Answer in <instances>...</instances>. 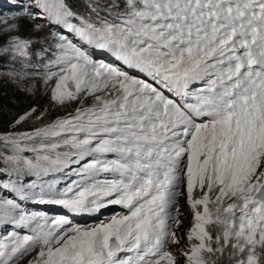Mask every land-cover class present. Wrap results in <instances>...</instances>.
Returning <instances> with one entry per match:
<instances>
[{
	"label": "snow or ice",
	"instance_id": "obj_1",
	"mask_svg": "<svg viewBox=\"0 0 264 264\" xmlns=\"http://www.w3.org/2000/svg\"><path fill=\"white\" fill-rule=\"evenodd\" d=\"M85 6L33 0L31 19L72 34L51 31L35 64V41L10 35L19 25L0 17V58L32 68L24 75L40 76L54 104H78L43 127L0 134L10 150L0 171L16 176L0 184L16 197L0 196V224L14 226L0 235V264H180L170 247L181 241V197L193 217L183 264H264V0ZM69 172L76 179L60 187L57 174ZM25 200L71 215L126 211L82 226Z\"/></svg>",
	"mask_w": 264,
	"mask_h": 264
},
{
	"label": "trees",
	"instance_id": "obj_2",
	"mask_svg": "<svg viewBox=\"0 0 264 264\" xmlns=\"http://www.w3.org/2000/svg\"><path fill=\"white\" fill-rule=\"evenodd\" d=\"M33 0H0V17L6 18L19 25L18 30L13 31L10 35H19L22 38L32 39L35 43L32 45V58L30 63L38 62L36 53L41 48L47 47L48 43L45 38L49 36L51 31L63 32L65 30L62 26H57L49 23L45 18L31 19L27 15V11L31 10L35 13L37 10L29 8ZM69 6L78 13H85L87 11L85 0H67ZM76 22V21H74ZM36 24H41L44 27L40 30L35 28ZM69 35L68 33H64ZM71 38L72 36L69 35ZM7 37L0 33V44H5ZM32 68L22 67L19 60L13 61L10 58H0V134L3 133H24L32 131L34 128L43 127L51 123L57 117H63L67 113L72 112L78 104L73 103L65 106L56 105L51 101V93L49 86L45 85L40 76L24 75L25 72H31ZM42 71V69L40 70ZM20 73L19 76H12L10 73ZM22 77V78H21ZM87 103H91L88 100ZM32 109H36L32 117L15 124V121ZM43 113V117L37 120L36 117ZM0 151H5L10 154V150L5 149L3 143H0ZM24 155L32 157L33 153L25 152ZM5 164L0 162V170L4 169ZM14 174L9 175L0 171V184L7 183L9 180H15ZM35 177L21 176V183H30ZM9 190L0 188V196H4L5 192ZM11 198H16L11 195Z\"/></svg>",
	"mask_w": 264,
	"mask_h": 264
},
{
	"label": "rangeland",
	"instance_id": "obj_3",
	"mask_svg": "<svg viewBox=\"0 0 264 264\" xmlns=\"http://www.w3.org/2000/svg\"><path fill=\"white\" fill-rule=\"evenodd\" d=\"M11 195H14L15 196L14 193L13 194L5 193L4 196H7V197L11 198ZM32 209L34 211L36 210V208H32ZM180 212L182 213L180 219L183 221V223L180 225V227H179V229L177 231V234L181 237V241H180V244L179 245H172L170 247V250H173L174 252L177 253L178 259L180 260V264H183V258L182 257H179V249L184 248V247L187 246V244H188V241H187V232L192 227V223H193V217H192L191 211H190L189 206L186 204V202H185V200H184L183 197H181V199H180ZM107 220H104V221L106 222ZM97 223H99V222H97ZM97 223L90 224V225H95ZM0 225H4V224H0ZM4 226H7L5 228L6 231L0 232V235H4L7 232L12 231L13 230V227H14L12 225H4ZM82 226H85V225H82ZM86 226H89V225H86ZM25 259H27V258H25ZM21 264H25V262L22 261Z\"/></svg>",
	"mask_w": 264,
	"mask_h": 264
}]
</instances>
